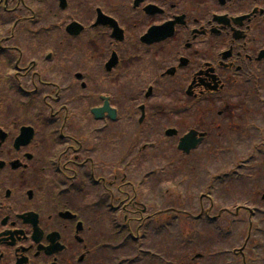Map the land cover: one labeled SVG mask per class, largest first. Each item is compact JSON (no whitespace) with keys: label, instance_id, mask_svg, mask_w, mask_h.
I'll return each mask as SVG.
<instances>
[{"label":"flooded vegetation","instance_id":"flooded-vegetation-1","mask_svg":"<svg viewBox=\"0 0 264 264\" xmlns=\"http://www.w3.org/2000/svg\"><path fill=\"white\" fill-rule=\"evenodd\" d=\"M216 105L264 146V0H0V264H174L175 220L195 239L203 218L225 264H264V194L182 220L150 180L192 130L224 144L178 124Z\"/></svg>","mask_w":264,"mask_h":264},{"label":"rangeland","instance_id":"rangeland-1","mask_svg":"<svg viewBox=\"0 0 264 264\" xmlns=\"http://www.w3.org/2000/svg\"><path fill=\"white\" fill-rule=\"evenodd\" d=\"M100 69V67H99ZM149 76V75H148ZM127 90H129L128 87L125 86ZM126 92V91H124ZM181 105V102L177 99H174V103L172 106L179 107ZM219 105L214 106L210 111H206V115L203 119L201 118V112L193 113V117L191 118V114L188 116L184 115V119L178 123L181 127H184V129H189V127H198L200 126V122H206L205 126L210 127L211 123H213L215 120L216 124L220 123V128L217 129L216 126H212L211 133L214 135L217 133H224L225 131L227 134L225 136H221L220 140L224 141V144L219 146V144H214L212 139H209L199 151L195 152L190 158H182L179 157L180 160L177 165H175L173 168H171L169 171L171 173V186L175 188V193L173 196V207L175 209H192V212L194 215H197L199 212V204L201 203V196H207L211 198V203L214 206V213L217 214L221 213L222 220L221 224H224L227 221V218L224 220V214L226 210L229 207H235L238 204H245L247 201H253L254 196L258 192L264 191V158H260L259 162V168L255 172L254 180L252 182L248 181H242V182H236L233 181L231 183H222L218 185H215L213 183V186H216V192L214 195H209L208 189L212 185L214 177L216 176H222L223 174L229 173L237 168L239 163L245 159H248L254 152H253V144H247L249 142H246L245 140L236 139V132L234 130V122L231 121L229 118L226 119L224 117L219 118L217 115V111H219ZM246 108L242 107L238 110V116H242L246 113ZM186 116V117H185ZM199 119V120H198ZM233 124V125H232ZM171 125L176 126L174 123ZM236 127V126H235ZM132 132V130H131ZM214 137V136H213ZM144 142V141H143ZM131 143V139L125 141V148L128 147V144ZM208 144L207 146H205ZM262 145V144H261ZM215 146L219 147H231L232 151L226 152V153H219L218 149H216ZM258 146V145H257ZM177 144H174L172 146V150L170 151L172 157L179 155L176 150ZM216 152L215 157H213V153ZM199 156V157H198ZM171 157V159H172ZM176 159V158H174ZM191 159V160H190ZM183 160H190L191 163L185 162ZM167 162L166 161H157L153 163V165L150 167L152 168H162ZM198 165H202L201 167H198ZM187 170V174H184L182 172L183 169ZM209 170V171H208ZM241 173L245 174L248 173L246 171H241ZM252 174V173H248ZM187 176V183L184 186L177 185V182L180 180L181 177ZM137 177L132 176L129 178V180H134ZM193 179H197L195 182H193ZM165 185V184H164ZM174 191V190H173ZM180 195H184L185 201H182L183 199L178 198ZM202 207L206 208L209 206L207 199L202 200ZM153 210H156L157 213H163V209L156 208ZM161 216V215H160ZM162 216H165L164 214ZM188 225V224H187ZM185 227V224H179V228L175 229L174 234V240L175 244L173 245V257H174V264H181L185 263L188 264V261L185 260V257L189 255H196V254H207L210 252H213L215 250H221L224 248H227L231 245L230 242L223 243L222 241L218 240V234H216V238L210 240L209 237L207 239L202 238L201 244L208 245L201 247L200 243H196L195 247H191L190 249H185L182 246L181 241L178 240V235L180 234L182 228ZM201 230L205 234L208 232H212V228L210 227H200ZM209 234V233H208ZM162 241H154L151 243H143L144 248H154L156 249V252H165V247L161 245ZM186 250H190L191 252H186ZM215 259L206 258L202 261H196L194 264H219L215 262Z\"/></svg>","mask_w":264,"mask_h":264},{"label":"water","instance_id":"water-1","mask_svg":"<svg viewBox=\"0 0 264 264\" xmlns=\"http://www.w3.org/2000/svg\"><path fill=\"white\" fill-rule=\"evenodd\" d=\"M188 139H186L185 141H184V143H183V146H189L190 144H192L193 143V141L192 140H190V141H187ZM187 141V142H186ZM186 142V143H185Z\"/></svg>","mask_w":264,"mask_h":264}]
</instances>
